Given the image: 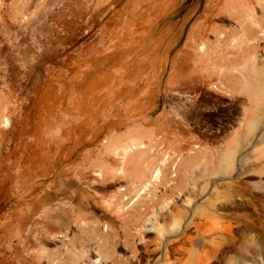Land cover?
Segmentation results:
<instances>
[{"label": "rangeland", "instance_id": "374dc122", "mask_svg": "<svg viewBox=\"0 0 264 264\" xmlns=\"http://www.w3.org/2000/svg\"><path fill=\"white\" fill-rule=\"evenodd\" d=\"M206 253L264 264V0H0V264Z\"/></svg>", "mask_w": 264, "mask_h": 264}, {"label": "bare ground", "instance_id": "6f19581e", "mask_svg": "<svg viewBox=\"0 0 264 264\" xmlns=\"http://www.w3.org/2000/svg\"><path fill=\"white\" fill-rule=\"evenodd\" d=\"M205 176V175H204ZM204 191H205V189H201L200 190V192L197 194V196L199 195V196H202L203 194H204ZM220 194H218V192L215 194V198H216V200L214 201V203H213V205H214V207L215 208H220L221 207V205H222V203H221V200H220V196H219ZM198 199L199 198H197V201H198ZM198 202H200V201H198ZM188 210V209H187ZM193 210V213L195 214V215H197L196 213V211H195V209H192ZM191 210V211H192ZM201 217H206V215H204V213H201ZM197 216H199V215H197ZM216 220V219H215ZM256 228V227H255ZM214 229V231H213V235L211 234L210 235V237L209 238H207V237H203L202 239V246H204V245H207V244H209V246H210V248H211V250H212V252L215 254V256L216 255H219L220 253L222 254V251H223V245H224V242H225V238H224V236L221 234L222 232H224V231H227V232H231V226L230 225H225L224 224V222H223V220H222V218L221 217H217V226H215L214 228H210V229H208V230H210V231H212ZM217 237H219L220 238V240H217L216 238ZM188 239H189V241L191 242V243H193V241H192V239H191V237H187ZM222 239V240H221ZM171 241H173L172 242V244L171 245H168L167 243H166V246L167 247H169L168 249H165L163 252H162V255H163V257H165L166 259H170V257L172 256V257H174V254H175V251L177 250V249H174L173 248V244L176 242V241H174L173 240V238L172 239H170ZM239 246V245H238ZM158 247H162V245L160 244V243H158L157 244V249H158ZM225 248V247H224ZM235 249V248H234ZM178 250H182V251H184L185 250V247L181 244V245H179V247H178ZM233 250V249H232ZM98 251H100V250H98ZM157 251V250H156ZM238 251V250H237ZM256 253V252H255ZM100 254H101V252H100ZM163 260V259H162ZM209 260H210V256H207V253H206V262H204L203 264H208V262H209ZM218 261L220 262V258H218Z\"/></svg>", "mask_w": 264, "mask_h": 264}, {"label": "crops", "instance_id": "0c3cea01", "mask_svg": "<svg viewBox=\"0 0 264 264\" xmlns=\"http://www.w3.org/2000/svg\"><path fill=\"white\" fill-rule=\"evenodd\" d=\"M76 89L78 90V87H76ZM72 114L74 115L72 118H78L77 116H75V115H77V113L74 114V113L72 112ZM76 120H78V119H76ZM77 122H78V121H77Z\"/></svg>", "mask_w": 264, "mask_h": 264}]
</instances>
